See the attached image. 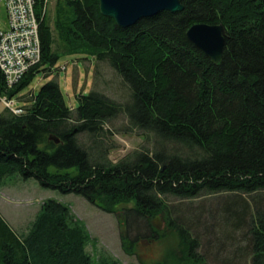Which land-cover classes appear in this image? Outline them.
Returning a JSON list of instances; mask_svg holds the SVG:
<instances>
[{
    "label": "trees",
    "instance_id": "trees-1",
    "mask_svg": "<svg viewBox=\"0 0 264 264\" xmlns=\"http://www.w3.org/2000/svg\"><path fill=\"white\" fill-rule=\"evenodd\" d=\"M34 1L40 61L11 88L0 72V98H15L66 54L107 65L126 86L129 101L118 104L91 91L71 110L50 81L29 97L21 114L5 109L0 186L10 177L34 179L108 214L130 205L123 209L120 235L128 255L140 242L163 238L156 221L164 218L180 246L174 264H207L198 228L211 232L216 221L241 228L252 206L243 235L249 250L245 262L264 264V213L253 206L256 195L264 194V0H179L182 12L163 11L125 29L100 14L98 0H63L65 8L56 10L51 29L46 0ZM196 24L223 26L219 63L212 64L187 39ZM120 115L126 132L146 141L152 137V148L111 163L102 138ZM221 194L232 198L222 215L206 213L204 226L202 209L176 214L168 204ZM89 240L67 205L46 200L25 234L14 233L0 217V264H94L86 251ZM98 264L119 263L103 258Z\"/></svg>",
    "mask_w": 264,
    "mask_h": 264
},
{
    "label": "rangeland",
    "instance_id": "rangeland-1",
    "mask_svg": "<svg viewBox=\"0 0 264 264\" xmlns=\"http://www.w3.org/2000/svg\"><path fill=\"white\" fill-rule=\"evenodd\" d=\"M62 6L65 8L63 0H46V16L51 29H53L56 10ZM54 38L55 47H57L59 42L56 40V35ZM50 81L58 84L64 101L71 110L77 107L79 96L88 95L91 91L101 92L118 104H125L129 101V91L126 86L107 65H97L96 61L88 55L60 54L59 60L48 75L45 76L42 72L37 73L29 86L13 98L15 105L22 108L28 107L29 97L36 95L39 89ZM4 110L0 102V114ZM106 130L102 142L109 148L107 159L111 163L119 162L142 147L149 150L152 148L151 136L146 141L140 133L126 132L124 115H120ZM78 139L88 147L86 137L80 136ZM227 196L215 195L200 198L194 202L169 199L168 204L172 213L176 214L194 213L202 209L199 224L204 226L206 213L222 215L223 204L232 198ZM254 199L253 206L256 205L264 213V194L256 195ZM46 200H55L67 205L76 219L84 225L90 238L86 251L94 264H98L103 258L113 259L119 264H156L159 262L174 264V260L179 257L178 238L175 233L167 229L164 218L156 221V226L163 238L159 241L140 242L135 248V253L128 255L121 248L120 235L124 231L123 209L130 205L118 207L116 214L104 213L83 197L42 188L34 179L21 180L19 177L6 179L5 183L0 186V217L14 233L25 234L40 206ZM236 210L240 212V208ZM251 211L252 206L248 208L249 213L242 216L245 222ZM245 222L242 223L243 227L239 226L238 229H233L231 226L227 228L223 223L219 225L217 221L216 224L211 223L208 227L213 229L211 232H204L202 227L198 228L201 252L207 264H246L245 260L249 250L248 241L243 238L247 230Z\"/></svg>",
    "mask_w": 264,
    "mask_h": 264
},
{
    "label": "built area",
    "instance_id": "built-area-1",
    "mask_svg": "<svg viewBox=\"0 0 264 264\" xmlns=\"http://www.w3.org/2000/svg\"><path fill=\"white\" fill-rule=\"evenodd\" d=\"M34 0H0V72L8 88L13 87L41 58L39 20ZM13 115L22 107L13 99L0 98Z\"/></svg>",
    "mask_w": 264,
    "mask_h": 264
},
{
    "label": "water",
    "instance_id": "water-1",
    "mask_svg": "<svg viewBox=\"0 0 264 264\" xmlns=\"http://www.w3.org/2000/svg\"><path fill=\"white\" fill-rule=\"evenodd\" d=\"M99 12L111 18L120 28H129L139 20L150 18L160 12L179 13L183 7L179 0H98ZM224 28L222 25L196 24L186 32L187 39L200 50L212 64L220 62L224 48ZM49 140L58 144L50 136Z\"/></svg>",
    "mask_w": 264,
    "mask_h": 264
}]
</instances>
